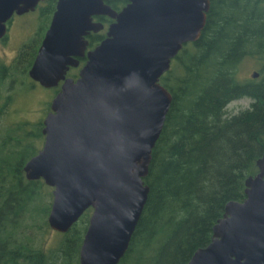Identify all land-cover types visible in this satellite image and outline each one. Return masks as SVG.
I'll return each instance as SVG.
<instances>
[{
	"label": "water",
	"instance_id": "95a60500",
	"mask_svg": "<svg viewBox=\"0 0 264 264\" xmlns=\"http://www.w3.org/2000/svg\"><path fill=\"white\" fill-rule=\"evenodd\" d=\"M40 0H0V35L16 11ZM211 0H57L29 69L42 86L63 81L45 115L43 146L25 164L29 179L53 186L48 215L65 232L90 206L81 264H118L147 202L152 151L166 122L172 92L160 81L185 43L201 36ZM106 36L86 52L92 31ZM87 60L77 78L70 65ZM259 72L254 71V77ZM246 178V196L229 200L211 241L188 264H264V151Z\"/></svg>",
	"mask_w": 264,
	"mask_h": 264
},
{
	"label": "trees",
	"instance_id": "16d2710c",
	"mask_svg": "<svg viewBox=\"0 0 264 264\" xmlns=\"http://www.w3.org/2000/svg\"><path fill=\"white\" fill-rule=\"evenodd\" d=\"M127 1L109 3L121 9ZM56 4L40 5L34 35L12 62L0 59V264H81L93 211L68 231L52 229L53 186L24 169L43 146L44 118H22L15 103L39 85L28 70ZM105 36L100 30L90 40ZM248 60L258 77H240ZM160 81L173 100L145 177L147 202L118 264H188L211 241L227 202L245 198L246 178L259 171L264 151V0H211L201 36L184 44ZM46 89L53 97L59 91ZM242 97L250 105L230 113L228 104Z\"/></svg>",
	"mask_w": 264,
	"mask_h": 264
},
{
	"label": "rangeland",
	"instance_id": "374dc122",
	"mask_svg": "<svg viewBox=\"0 0 264 264\" xmlns=\"http://www.w3.org/2000/svg\"><path fill=\"white\" fill-rule=\"evenodd\" d=\"M17 21L19 22V27L16 26L18 29L16 31L12 30L8 37L4 41L0 42V59L6 63L12 62V59L17 54L22 42L27 38L29 32L35 28L33 27L34 15H25L23 17H19ZM30 28L32 29L29 30ZM254 71H259L258 66L253 61L248 60L241 66L240 77L246 78L252 76ZM52 98L53 95L50 90L46 89L44 86L38 85L33 91L30 90L29 92H21L17 96V102L15 105L21 110L19 115L22 116V118H30L35 120L41 117L44 118L46 112L43 107L45 106L46 101H49ZM250 102L251 98L242 97L230 102L227 108L230 113H234L249 106ZM52 234L54 233L52 232Z\"/></svg>",
	"mask_w": 264,
	"mask_h": 264
},
{
	"label": "flooded vegetation",
	"instance_id": "af4514ba",
	"mask_svg": "<svg viewBox=\"0 0 264 264\" xmlns=\"http://www.w3.org/2000/svg\"><path fill=\"white\" fill-rule=\"evenodd\" d=\"M46 0H40L39 1V3L37 4V6H36V8L34 9V10H29V11H27V12H24V13H17L16 11L13 13V15L7 20V22H6V31H5V33L3 34V35H0V42L1 41H4L7 37H8V35H9V33L12 31V30H17L18 28L16 27V26H18L19 27V25H18V21H17V19L19 18V17H23V16H27V15H34V26L33 27H35V25H36V18H37V16H38V14H39V8H40V5L42 4V3H44ZM54 13V12H53ZM53 16V15H52ZM102 16H104V17H102ZM94 19L95 20H102L103 22H104V24H105V26H104V28L103 29H101V30H105L106 32H107V28H108V25H109V23L113 20V18H111L110 17V19H108L107 18V15H95L94 16ZM51 20H52V18H51ZM50 23H51V21H50ZM50 23H49V26H50ZM49 26L47 27V29L49 28ZM32 27V28H33ZM32 28H30L29 30H31ZM47 29H46V31H47ZM28 30V31H29ZM46 31L44 32V35H43V37L41 38V41H40V44H39V47H40V45H41V43H42V40H43V38H44V36H45V34H46ZM100 31V30H99ZM34 32H35V28L32 30V31H30L29 32V35L27 36V38L22 42V44L20 45V48L25 44V42L29 39V38H31L33 35H34ZM96 32H98V31H92L91 33H89L86 37L88 38V40H89V44H88V46H87V49H86V52L89 50V49H91V48H93L96 44H98L99 42H93V41H91L90 39H91V34L92 33H96ZM39 47H38V49H39ZM20 48H19V50H20ZM19 50L17 51V54H18V52H19ZM37 52H38V50H37ZM17 54L13 57V59L17 56ZM37 55V54H36ZM36 57V56H35ZM13 59H12V61H13ZM79 60H80V63L76 66V65H70V67H69V69H68V71H67V76H70V77H74V78H77L78 76H79V72H80V69H81V67L83 66V64L85 63V61L87 60V54L86 55H84V56H79ZM30 69V68H29ZM28 73H29V70H28ZM30 75V74H29ZM31 77V76H30ZM33 79V78H32ZM36 81V80H35ZM39 85H41L38 81H36ZM62 82L63 81H60V83L58 84V85H56V86H54V87H57V88H59V90H60V88H61V84H62ZM42 86V85H41ZM45 87V86H44ZM54 87H52V88H54ZM45 88H51V87H45ZM47 114V113H46Z\"/></svg>",
	"mask_w": 264,
	"mask_h": 264
}]
</instances>
